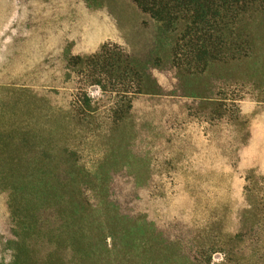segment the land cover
Listing matches in <instances>:
<instances>
[{
  "label": "rangeland",
  "instance_id": "1",
  "mask_svg": "<svg viewBox=\"0 0 264 264\" xmlns=\"http://www.w3.org/2000/svg\"><path fill=\"white\" fill-rule=\"evenodd\" d=\"M260 22L247 59L182 79L208 98L181 97L162 62L127 113L68 61L110 44L151 63L148 16L127 0H0V264H264Z\"/></svg>",
  "mask_w": 264,
  "mask_h": 264
},
{
  "label": "trees",
  "instance_id": "2",
  "mask_svg": "<svg viewBox=\"0 0 264 264\" xmlns=\"http://www.w3.org/2000/svg\"><path fill=\"white\" fill-rule=\"evenodd\" d=\"M85 1L89 6H96L102 0ZM127 1L134 4L140 13L148 16L154 24L153 49L156 55L153 61L143 63L131 59L120 47L110 44H103L93 55L74 57L68 61L72 68L85 66L90 69L93 73L90 76L92 84L98 86L102 92H108L121 99L119 101L127 113L131 110L133 97L148 93L146 85L143 84L144 72L162 62L176 74L181 97L208 98L212 90L205 87L192 88L182 83V79L211 75L217 67L223 68L247 59L254 45L252 28L256 25L255 21L258 19L261 24L264 23V0ZM161 53H164V60L160 56ZM219 89L221 91H218L216 98L220 95L226 98L228 94H232L223 87ZM225 98H219L218 101L228 102ZM222 111L226 110L222 108ZM117 112L115 103L113 116L119 119L121 115H116ZM10 205L12 208V203ZM13 214L24 219L19 208L15 207ZM21 231L27 232L28 226ZM147 231L151 241L159 238L158 232L152 229ZM136 234V230L124 232L126 238ZM106 237L111 241L115 238L112 233ZM21 254L22 249L17 246L15 262ZM199 254L196 253V257L188 264H208L200 261Z\"/></svg>",
  "mask_w": 264,
  "mask_h": 264
}]
</instances>
